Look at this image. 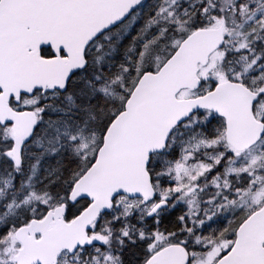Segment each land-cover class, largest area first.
<instances>
[{
	"label": "snow or ice",
	"instance_id": "6c2138e0",
	"mask_svg": "<svg viewBox=\"0 0 264 264\" xmlns=\"http://www.w3.org/2000/svg\"><path fill=\"white\" fill-rule=\"evenodd\" d=\"M0 264H264V0H0Z\"/></svg>",
	"mask_w": 264,
	"mask_h": 264
}]
</instances>
